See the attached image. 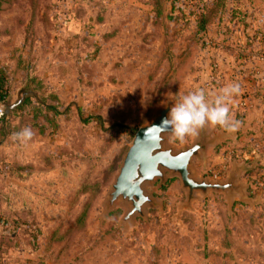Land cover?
I'll use <instances>...</instances> for the list:
<instances>
[{
	"label": "rangeland",
	"instance_id": "obj_1",
	"mask_svg": "<svg viewBox=\"0 0 264 264\" xmlns=\"http://www.w3.org/2000/svg\"><path fill=\"white\" fill-rule=\"evenodd\" d=\"M224 2L203 29L199 0L167 18L149 0L0 4V86L21 101L0 121V264H264V0ZM230 84L238 125H207L218 142L194 168L223 181L239 167L244 195L198 194L182 209L173 176L145 187L158 206L144 218L105 212L136 130L190 91L212 101ZM25 127L32 138L14 140Z\"/></svg>",
	"mask_w": 264,
	"mask_h": 264
},
{
	"label": "water",
	"instance_id": "obj_2",
	"mask_svg": "<svg viewBox=\"0 0 264 264\" xmlns=\"http://www.w3.org/2000/svg\"><path fill=\"white\" fill-rule=\"evenodd\" d=\"M167 103L158 110L149 123L139 127L121 162L111 189L104 201L105 212L117 204L126 205L123 222L127 223L135 216L145 217L147 206H158L156 199L147 193L145 187L154 183L162 186L169 177L177 176L181 188L185 191V203L182 209H189L197 195L223 193L226 197L245 193V187L238 181L239 167L229 171L223 181L198 177L194 162L204 163L209 146L218 142L217 136H210L207 125L199 129L196 140L180 149L166 145L170 131L157 132L156 126L167 118L171 109Z\"/></svg>",
	"mask_w": 264,
	"mask_h": 264
},
{
	"label": "clouds",
	"instance_id": "obj_3",
	"mask_svg": "<svg viewBox=\"0 0 264 264\" xmlns=\"http://www.w3.org/2000/svg\"><path fill=\"white\" fill-rule=\"evenodd\" d=\"M238 84H230L222 88L212 101L206 97L203 89H197L182 95L171 107L167 118L156 131H170L171 137L182 141L187 136L197 134L205 125L221 126L227 131H235L238 122L231 119L229 112L230 98L239 93ZM33 136L30 128L25 127L13 134V139L27 142Z\"/></svg>",
	"mask_w": 264,
	"mask_h": 264
},
{
	"label": "trees",
	"instance_id": "obj_4",
	"mask_svg": "<svg viewBox=\"0 0 264 264\" xmlns=\"http://www.w3.org/2000/svg\"><path fill=\"white\" fill-rule=\"evenodd\" d=\"M8 1L10 2V0H0V4L2 2L6 3ZM36 1L37 0H33V2ZM179 1L180 0H149V4L153 11V18H167L168 8H170V12H173L175 6L177 7V2ZM12 2H14V0H11V3ZM199 2L201 3L200 7L197 9L199 11H193L190 13V15L194 18H198V25H200L201 29H203L202 26H205L207 19L210 18L212 14H216L219 12V16H221L225 13L226 5L224 0H209L208 2H206V0H199ZM171 15L170 17L172 18ZM0 91H2L3 93V90H1V86ZM26 100L28 99H25L24 101ZM20 105L21 101H18L15 104H9L6 102L4 117L8 114L9 111H11L13 108L20 107Z\"/></svg>",
	"mask_w": 264,
	"mask_h": 264
},
{
	"label": "built area",
	"instance_id": "obj_5",
	"mask_svg": "<svg viewBox=\"0 0 264 264\" xmlns=\"http://www.w3.org/2000/svg\"><path fill=\"white\" fill-rule=\"evenodd\" d=\"M6 108V98L2 91H0V121L4 118Z\"/></svg>",
	"mask_w": 264,
	"mask_h": 264
}]
</instances>
